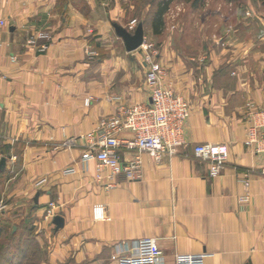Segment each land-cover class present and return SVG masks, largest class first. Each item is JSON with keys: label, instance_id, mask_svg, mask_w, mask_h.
<instances>
[{"label": "crops", "instance_id": "crops-1", "mask_svg": "<svg viewBox=\"0 0 264 264\" xmlns=\"http://www.w3.org/2000/svg\"><path fill=\"white\" fill-rule=\"evenodd\" d=\"M98 3L0 0L7 19L0 28V199L8 205L0 212L1 236L26 237L34 251H46L48 264H117L113 256L148 237L158 240L166 264L178 254L201 255L196 264H264V156L245 144L246 102L264 104V62L252 40L223 34L222 24L183 52L162 28L146 29L161 47L166 80L189 100L192 114L189 145L161 161L142 152L139 178L122 172L107 188L97 162L82 160L85 147L56 149L70 136L99 131L101 120L117 112L112 96L150 99L143 52L111 37ZM42 26L52 39L38 52L26 45L27 29ZM200 143L228 146L218 177L195 156ZM70 168L75 172L65 173ZM246 175L251 197L242 202ZM50 202L63 225L44 219ZM99 205L103 218L95 216Z\"/></svg>", "mask_w": 264, "mask_h": 264}, {"label": "built area", "instance_id": "built-area-1", "mask_svg": "<svg viewBox=\"0 0 264 264\" xmlns=\"http://www.w3.org/2000/svg\"><path fill=\"white\" fill-rule=\"evenodd\" d=\"M7 25V19L0 9V28ZM133 21L130 28H135ZM26 45L38 52H44L52 39L51 32L42 26L36 30L27 29ZM2 42L0 40V47ZM156 45L144 40V62L149 71L147 79L152 85L150 99L147 102H127L124 96L116 95L111 101L117 105V112L101 120L99 131H91L77 136H70L56 146V149L83 146V161L95 160L98 168V181L107 180V188H114L112 182L116 176L126 172L136 179L141 176V153L151 154L161 161L165 154L176 155L179 149L189 145L186 123L192 114L189 100L177 92L171 82L166 80V70L158 61ZM92 55L96 52L91 51ZM16 60V56H11ZM92 98H86L89 105ZM264 103V99H263ZM245 118L247 137L245 144L251 146L256 155L264 156V104L255 100L246 102ZM125 153L132 154L127 160ZM195 156L209 167L212 178L221 175L229 160L230 151L226 144L200 143L194 147ZM108 171L107 178L102 171ZM75 169L65 170L74 173ZM264 176V163L260 166ZM45 180L39 181L40 185ZM246 192L240 197L242 202H249L251 197L250 178L243 179ZM4 199H0V212L7 209ZM57 204L50 202L44 209V219L52 220L56 215ZM101 205L95 207V216L103 218ZM201 258L199 254H178L175 264H196ZM117 264H166L163 252L156 238L148 237L135 240L129 251L113 256Z\"/></svg>", "mask_w": 264, "mask_h": 264}, {"label": "rangeland", "instance_id": "rangeland-1", "mask_svg": "<svg viewBox=\"0 0 264 264\" xmlns=\"http://www.w3.org/2000/svg\"><path fill=\"white\" fill-rule=\"evenodd\" d=\"M166 2H168L167 8L162 15L163 37L176 38L183 52L198 47L199 39L202 38L205 30L212 36L211 33L216 32L214 27L220 31L223 24V34L238 37V40L242 41L252 40L255 52L261 53L260 61L264 62V0H99L98 14L110 21L111 37L116 40L115 37H120L116 33L114 23L131 32H134L138 24L143 23L145 32L146 29L151 32L153 22L159 19L157 12L165 6ZM133 21H136V25L135 28L131 29L130 25ZM224 24L229 26L223 28ZM145 36L147 42L156 45L160 55V45L148 33L147 35L145 33ZM214 38L218 39L217 36ZM159 55L158 61L161 64ZM243 62L245 61L242 60ZM257 67L253 65L251 69ZM234 70L237 72L238 66ZM258 71L261 73V69ZM25 238L16 236L14 239L8 240L6 234L0 237V246L12 245L9 249L11 258L7 259L9 263L0 257V264H48L46 251H34L30 247L31 243L28 244ZM27 247L30 254L26 251ZM6 258L4 255V259Z\"/></svg>", "mask_w": 264, "mask_h": 264}, {"label": "water", "instance_id": "water-1", "mask_svg": "<svg viewBox=\"0 0 264 264\" xmlns=\"http://www.w3.org/2000/svg\"><path fill=\"white\" fill-rule=\"evenodd\" d=\"M113 25L115 27L117 35L122 38L125 47L129 52L135 51L141 47L145 39V27L143 23L138 24L134 32H131L116 23H114ZM1 163H5V158L2 159ZM63 222L64 220L61 216H57L54 218V223L57 226L63 225Z\"/></svg>", "mask_w": 264, "mask_h": 264}, {"label": "trees", "instance_id": "trees-1", "mask_svg": "<svg viewBox=\"0 0 264 264\" xmlns=\"http://www.w3.org/2000/svg\"><path fill=\"white\" fill-rule=\"evenodd\" d=\"M167 4H168V2H166V3H165V6L157 12V13H158V16H159V19H158L157 21H154V22H153V25H152V27H153V32H154V33H159L160 30H161V28L163 27V19H162V15H163V12L165 11V9L167 8ZM2 233H3V227L0 226V237H1ZM14 238H15V236H13V235L9 236V235H8V240H9V239H14ZM10 247H12L11 244H7V245H5V246H0V257L3 258L2 260H6L7 263H9V262H8L9 260H7V259H8V258H11V257H10V254H9V251H10L9 249H10ZM4 255H6V257H7L6 259H4ZM8 256H9V257H8Z\"/></svg>", "mask_w": 264, "mask_h": 264}]
</instances>
